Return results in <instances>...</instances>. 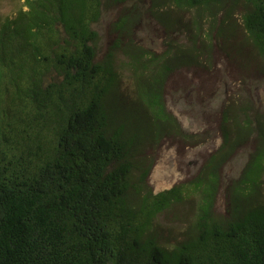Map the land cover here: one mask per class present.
Returning <instances> with one entry per match:
<instances>
[{"label":"trees","instance_id":"16d2710c","mask_svg":"<svg viewBox=\"0 0 264 264\" xmlns=\"http://www.w3.org/2000/svg\"><path fill=\"white\" fill-rule=\"evenodd\" d=\"M23 1L0 18V264H264V107L224 103L196 178L149 181L163 143L201 139L168 107L176 72L209 68L216 44L264 73V0ZM146 12L187 47L142 45ZM250 144L219 212L223 168ZM193 195L179 226L158 221Z\"/></svg>","mask_w":264,"mask_h":264},{"label":"rangeland","instance_id":"374dc122","mask_svg":"<svg viewBox=\"0 0 264 264\" xmlns=\"http://www.w3.org/2000/svg\"><path fill=\"white\" fill-rule=\"evenodd\" d=\"M23 6V0H0V18L13 15ZM195 15L196 11L185 13L186 19ZM116 16V10H108L101 22L95 26L102 36V54L111 38L108 27ZM183 34L172 35L171 32H166L163 25L146 12L143 15V28L139 32V42L160 53L165 49L170 36L174 41L187 47L189 44L187 37H190L187 32ZM229 51L230 57L215 44L213 53L208 58L203 57L209 68L182 69L168 82L166 90L168 107L181 120L186 130L197 133L201 139L197 144L182 141H166L162 144L156 151V163L149 179L154 192L194 180L210 156L217 152L223 141L220 123L224 103L236 100L264 107V73L258 69V63L252 61L247 63L237 51L230 47ZM119 60L122 62L126 59L121 56ZM251 149L253 144L238 150L224 166L223 187L217 202L219 212H224L227 188L242 172ZM191 199V202L170 210L158 221L165 228L175 224L172 222L175 214L184 221L185 216L191 213L192 202L198 201L195 195Z\"/></svg>","mask_w":264,"mask_h":264}]
</instances>
